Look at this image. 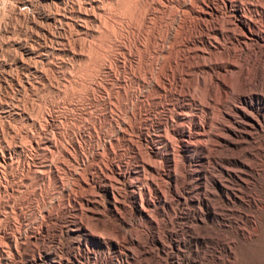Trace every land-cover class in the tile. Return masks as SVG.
<instances>
[{"label":"rangeland","instance_id":"obj_1","mask_svg":"<svg viewBox=\"0 0 264 264\" xmlns=\"http://www.w3.org/2000/svg\"><path fill=\"white\" fill-rule=\"evenodd\" d=\"M90 1L0 0V264H264V0Z\"/></svg>","mask_w":264,"mask_h":264},{"label":"bare ground","instance_id":"obj_2","mask_svg":"<svg viewBox=\"0 0 264 264\" xmlns=\"http://www.w3.org/2000/svg\"><path fill=\"white\" fill-rule=\"evenodd\" d=\"M165 1V0H164ZM185 1H187V0H185ZM205 1V0H204ZM224 1V0H223ZM232 1V0H231ZM191 2V1H190ZM164 3H166V1L164 2ZM163 4V3H162ZM226 4V3H225ZM232 4V3H231ZM88 5L90 6V8H91V12L89 13L88 11L87 12H83V13H81L79 16L82 18H86V17H91L92 19H96V15H95V11L96 10H98L99 8H100V6L98 5V3H97V1L96 0H91L89 3H88ZM106 5V4H105ZM164 5V4H163ZM209 5V4H208ZM227 5V4H226ZM194 6V5H193ZM231 6V5H230ZM102 7H103V5H102ZM106 7V6H105ZM182 10H181V12H180V10H179V12L180 13H177V15H180V16H185L187 13H189V15L191 14L196 20H198V21H201V22H204V21H207V20H209V17L211 16V14H210V12H208L207 10H205V9H196V8H193L192 6H188V5H186V4H183L182 6ZM209 7V6H208ZM210 7H212V6H210ZM226 7V6H225ZM159 8V7H158ZM203 8V7H202ZM241 8V7H240ZM166 9V8H165ZM219 9V8H218ZM224 9V8H223ZM227 9V8H226ZM81 10V9H80ZM100 10V9H99ZM158 10V9H157ZM161 10V9H160ZM162 10H164V9H162ZM170 10H172V9H170ZM169 10V11H170ZM174 10H175V8H174ZM242 10V9H241ZM246 10V9H245ZM178 11V10H177ZM161 12V11H160ZM173 12V11H172ZM213 12V11H212ZM223 12V11H222ZM227 12V11H226ZM175 13V12H174ZM173 13V14H174ZM166 14V13H165ZM171 14V13H170ZM101 15V14H100ZM167 15V14H166ZM217 15V14H216ZM228 15V14H227ZM234 15V14H233ZM65 16V15H64ZM102 16V15H101ZM105 16V15H104ZM187 16V15H186ZM163 17V16H162ZM82 18V19H83ZM98 18L100 19V17H99V15H98ZM102 18V17H101ZM156 18V17H155ZM170 18V17H169ZM180 18V17H179ZM218 18H219V16H218ZM217 18V21H220L219 19ZM176 19V18H175ZM181 19V18H180ZM179 19V20H180ZM223 19V18H222ZM228 19H230V18H228ZM228 19H226V20H228ZM85 20V19H84ZM89 20H91V19H89ZM100 20H102V19H100ZM160 20V19H159ZM177 20V19H176ZM186 20V19H185ZM189 20H191V19H189ZM211 20H214V19H211ZM216 20V19H215ZM225 20V19H224ZM225 20V21H226ZM155 21V20H154ZM210 21V20H209ZM231 21V20H230ZM247 21V20H246ZM173 22V21H172ZM180 22V21H179ZM181 22H184V21H181ZM187 22V21H186ZM191 22H192V20H191ZM196 22V21H195ZM211 22V21H210ZM233 22V21H232ZM235 22V21H234ZM150 23H152V22H150ZM161 23V22H160ZM166 23V22H165ZM165 23H164V25H165ZM174 23V22H173ZM205 23V22H204ZM223 22H221V24H222ZM225 23V22H224ZM95 24V23H94ZM168 24V23H167ZM181 24H183V23H181ZM195 24V23H194ZM201 24V23H200ZM227 24V23H226ZM235 24L239 27V29H240V32H241V35L243 36V38H244V40H243V42L245 43V40L246 39H252L253 38V36H254V34H253V32L251 31L252 29L250 28V24L249 23H246V22H243L242 20H238V21H236L235 22ZM98 25H99V23H98ZM98 25H96L97 27H98ZM158 25V24H157ZM172 26H173V24H171ZM180 25V24H179ZM214 25V24H213ZM220 25V24H219ZM259 25V24H258ZM257 25V26H258ZM154 26V25H153ZM162 26V25H161ZM176 26V25H175ZM197 26V25H196ZM206 26H207V24H206ZM225 25L223 24V27H224ZM152 27V26H151ZM184 27V26H183ZM209 27V26H208ZM225 27H227V26H225ZM237 27V28H238ZM215 28V27H214ZM234 28H236L235 26H234ZM260 28V27H259ZM79 29H82V27H80ZM163 29V28H162ZM167 29V28H166ZM169 29V28H168ZM178 29V28H177ZM203 29V28H202ZM209 29V28H208ZM225 29H227V30H229L228 28H225ZM78 30V29H77ZM160 30V29H159ZM165 30V29H164ZM185 30V29H184ZM191 30H193V29H191ZM224 30V29H223ZM85 31H87L86 29H85ZM163 31V30H162ZM187 31V30H186ZM202 31V30H201ZM237 31V30H236ZM175 32V31H174ZM179 32V31H178ZM200 32V31H199ZM259 32V31H258ZM154 33V32H153ZM164 33V32H163ZM172 33V32H171ZM182 33V32H181ZM176 34V33H175ZM198 34V33H197ZM210 34V33H209ZM223 34H224V32H223ZM236 34V33H235ZM234 34V35H235ZM161 35H162V33H161ZM161 35H159V37L161 36ZM168 35V34H167ZM207 35V34H206ZM165 36V35H164ZM236 36V35H235ZM156 37V36H155ZM166 37V36H165ZM186 37V36H185ZM216 37H219V36H216ZM228 37H230V36H228ZM187 38V37H186ZM191 38V37H190ZM218 39V38H217ZM226 39V38H225ZM169 40V39H168ZM151 41V40H150ZM179 41V40H178ZM207 41V40H206ZM211 41V40H210ZM210 41H207V43L209 44V45H211V42ZM221 41V40H220ZM168 42V41H167ZM185 42V41H184ZM224 42V41H223ZM248 42V41H247ZM161 43V42H160ZM227 43V42H226ZM248 43H250V42H248ZM248 43H246V44H248ZM154 44V43H153ZM213 44V43H212ZM221 44H223V43H221ZM241 44V43H240ZM169 45V44H168ZM167 45V46H168ZM174 45V44H173ZM188 45V44H187ZM214 45V44H213ZM238 45V44H237ZM263 45H264V43H263ZM262 45V46H263ZM164 46V43H163V45H162V47ZM170 46V45H169ZM168 46V48H170ZM175 46V45H174ZM228 46H230V44L228 45ZM234 46V45H233ZM259 46V45H258ZM261 46V45H260ZM155 47V46H154ZM217 47V46H216ZM237 47V46H236ZM244 47V46H243ZM167 48V47H166ZM174 48V47H173ZM197 48V47H196ZM226 48V47H225ZM202 49H203V47H202ZM229 49H230V47H229ZM237 49V48H236ZM236 49H234V51L236 50ZM145 50V49H144ZM155 50H157V48L155 49ZM181 50V49H180ZM179 50V51H180ZM185 50V49H184ZM206 50H208L209 51V49H206ZM221 50V49H220ZM241 50V49H240ZM151 51V50H150ZM157 52H158V50H157ZM202 52H204V51H202ZM216 52V51H215ZM218 52V51H217ZM236 52V51H235ZM121 53V52H120ZM153 53H154V51H153ZM183 53V52H182ZM221 53V52H220ZM125 54V53H124ZM171 54V53H170ZM193 54H195L196 55V53H195V51L193 52ZM198 54V53H197ZM217 54V53H216ZM240 54H241V52H240ZM129 55V54H128ZM146 55V54H145ZM140 56V55H139ZM152 56V55H151ZM154 56V55H153ZM159 56H160V54H159ZM178 56V55H177ZM176 56V57H177ZM180 56H181V53H180ZM164 57V56H163ZM195 57V56H194ZM158 58V57H157ZM181 58V57H180ZM183 58V57H182ZM186 58H187V56H186ZM223 58H226V57H223ZM222 58V59H223ZM139 59V58H138ZM179 59V58H178ZM218 58H216L215 60L216 61H218V60H220V58L217 60ZM38 60V59H37ZM115 60V59H114ZM151 60V59H150ZM191 60V59H190ZM189 60V61H190ZM197 60V59H196ZM41 61V60H40ZM131 61V60H130ZM175 61V60H174ZM176 61H178V60H176ZM175 61V62H176ZM210 61V60H209ZM223 61V60H222ZM224 61H226V60H224ZM132 62V61H131ZM205 62H208V61H205ZM214 62V61H213ZM112 63V62H111ZM125 63V62H124ZM143 63V62H142ZM150 63V62H149ZM197 63V62H196ZM201 63V62H200ZM203 63H204V61H203ZM224 63V62H223ZM230 63V62H229ZM159 64H160V61H159ZM179 64V63H178ZM202 64V63H201ZM208 64V63H207ZM210 64V63H209ZM234 64V63H233ZM133 65V64H132ZM164 65V64H163ZM193 65V64H192ZM195 65V64H194ZM130 66H131V63H130ZM148 66V65H147ZM171 66L172 65H168V66H166V68H163L162 70H160V71H158V70H153L152 72H150L149 74H150V79H151V82H152V86H154L158 91H159V93L161 92V91H165L166 89H165V87H167V85H171L172 84V81H174L175 82V80H177V79H180V77L179 76H181V71L180 70H178V69H172L171 68ZM212 66V65H211ZM107 67V66H106ZM110 67V66H109ZM121 67V66H120ZM125 67V66H124ZM141 67V66H140ZM191 67V66H190ZM195 67L196 68H199L200 67V65H195ZM105 68V67H104ZM127 68V67H126ZM132 68V67H131ZM136 68V67H135ZM213 68V67H212ZM223 68V67H222ZM128 69V68H127ZM183 69V68H182ZM186 69H188V68H186ZM125 70V69H124ZM135 70V69H134ZM232 70V69H231ZM109 71V70H108ZM113 71V70H112ZM114 71H115V69H114ZM122 71V70H121ZM126 71H128V70H126ZM130 71V70H129ZM116 72H117V70H116ZM116 72H115V76H116ZM124 72V71H123ZM209 72V71H208ZM228 72H229V70H228ZM233 72H234V70H233ZM122 73V72H121ZM126 73V72H125ZM134 73H136V72H134ZM145 73V72H144ZM200 73V72H199ZM199 73H198V75H199ZM220 73H222V72H220ZM231 73H232V71H231ZM108 74V73H107ZM140 74V73H139ZM194 74V73H193ZM202 74V73H201ZM207 74V73H206ZM210 74V73H209ZM212 74V73H211ZM224 74H226V73H224ZM228 74V73H227ZM230 74V73H229ZM102 75V74H101ZM119 76H120V73H119ZM118 76V77H119ZM132 76V75H131ZM138 76V75H137ZM144 76V75H143ZM145 76H146V74H145ZM205 75L203 74V77H204ZM208 76V75H207ZM225 76V75H224ZM121 77V76H120ZM119 77V78H120ZM148 77V76H147ZM206 77V76H205ZM209 77V76H208ZM208 77H206L205 79H206V84H207V79H208ZM211 77V76H210ZM220 77V76H219ZM111 78V77H110ZM108 79V78H107ZM127 79V78H126ZM139 79V78H138ZM195 79V78H194ZM199 79V78H198ZM198 79H196V80H198ZM211 80H210V84L213 82V81H215V80H213L212 78H210ZM221 79H223L222 77H221ZM188 80V79H187ZM213 80V81H212ZM139 82H140V80H138ZM184 81V80H183ZM199 81V80H198ZM218 81V80H217ZM223 81V80H222ZM226 81V80H225ZM224 81V82H225ZM127 83H128V81H126ZM177 82V81H176ZM194 82H197V81H195L194 80ZM204 82V81H203ZM209 82V81H208ZM94 83V82H93ZM136 83V82H135ZM197 83H199V82H197ZM124 85H125V83H123ZM130 84H131V82H130ZM200 84V83H199ZM205 84V83H204ZM204 84H202V85H204ZM205 84V85H206ZM209 84V83H208ZM208 84H207V86H208ZM215 84V83H214ZM216 84H218L217 82H216ZM228 83L226 82V85H227ZM121 85V84H120ZM119 85V86H120ZM128 85V84H127ZM201 85V84H200ZM213 85V84H212ZM212 85H211V87H212ZM246 85V84H245ZM172 86V85H171ZM210 86V85H209ZM217 86V85H216ZM251 85H249V87H250ZM93 87V86H92ZM117 87V86H116ZM129 87V86H128ZM95 88V87H94ZM216 88V87H215ZM215 88H213V89H215ZM252 88V87H251ZM151 89V88H150ZM217 89V88H216ZM216 89H215V91H216ZM250 89V88H249ZM90 90V89H89ZM98 90V89H97ZM106 90V89H105ZM109 90V89H108ZM141 90V89H140ZM209 90V89H208ZM92 91H94V90H92ZM95 91H96V88H95ZM94 91V92H95ZM118 91V90H117ZM137 91V90H136ZM143 91H145V89L143 90ZM214 91V90H213ZM218 91H221L220 89H218ZM217 91V92H218ZM88 92V91H87ZM89 92H91V91H89ZM93 92V93H94ZM209 92V91H208ZM217 92H215V93H217ZM222 92V91H221ZM227 92V91H226ZM245 92V91H244ZM96 93V92H95ZM97 93H98V91H97ZM218 93H220V92H218ZM101 94V93H100ZM125 94V93H124ZM130 94V93H129ZM98 95V94H97ZM116 95V94H115ZM126 95H127V93H126ZM212 95V94H211ZM211 95H209V96H211ZM217 96H218V94H216ZM216 95H215V97H216ZM226 95V94H225ZM90 96V95H89ZM96 96V95H95ZM101 96V95H100ZM106 96V95H105ZM136 96H137V94H136ZM162 95H160V97H161ZM207 96H208V94H207ZM219 96H221L220 94H219ZM85 97V96H84ZM87 97H88V95H87ZM93 97V96H92ZM111 98H112V96H110ZM109 97V98H110ZM122 97V96H121ZM213 97V96H212ZM91 98V97H90ZM99 98V97H98ZM106 98V97H105ZM217 98V97H216ZM96 99V98H95ZM94 99V100H95ZM132 99H133V97H132ZM131 99V100H132ZM144 99V98H143ZM142 99V100H143ZM137 100V99H136ZM76 102V101H75ZM97 102V101H96ZM124 102V101H123ZM127 102V101H126ZM196 102V101H195ZM87 103V102H86ZM105 103V102H104ZM112 103H114V102H112ZM162 103V102H161ZM193 103V102H192ZM206 103V102H205ZM208 103V102H207ZM110 104H111V101H110ZM124 104V103H123ZM169 104V103H168ZM188 104V103H187ZM95 105V104H94ZM101 105V104H100ZM108 105V104H107ZM112 105V104H111ZM116 105V104H115ZM121 105V104H120ZM79 106V105H78ZM89 106V105H88ZM119 106V105H118ZM196 106V105H195ZM201 106H202V104H201ZM241 106V105H240ZM239 106V107H240ZM56 107V106H55ZM106 107V106H105ZM175 107V106H174ZM173 107V108H174ZM194 107V106H193ZM244 107V106H243ZM111 108V107H110ZM116 108H118V107H116ZM170 108V107H169ZM203 108V107H202ZM119 109V108H118ZM204 109V108H203ZM205 110V109H204ZM203 110V111H204ZM242 111H241V113H242V115H243V117L246 119V120H248V122L250 121L251 122V119H250V117L247 115V113H246V111H244L243 109H241ZM113 111V110H112ZM167 111V110H166ZM202 111V112H203ZM104 112H106V111H104ZM182 112V111H181ZM189 112V111H188ZM249 112V111H248ZM187 113V112H186ZM191 113V112H190ZM201 114V113H200ZM199 114V115H200ZM112 115V114H111ZM94 116V115H93ZM171 117H172V115H170ZM201 116V115H200ZM199 116V117H200ZM100 118V117H99ZM112 118H114V117H112ZM202 118V117H201ZM243 118V119H244ZM50 119V118H49ZM101 119V118H100ZM173 119H175V118H173ZM193 119V118H192ZM200 119V118H199ZM97 120V119H96ZM95 120V121H96ZM169 120V119H168ZM167 120V121H168ZM172 120V119H171ZM49 121V120H48ZM102 121V120H101ZM111 121V120H110ZM116 121V120H115ZM191 121V120H190ZM189 121V122H190ZM169 122V121H168ZM180 122V121H179ZM117 123V122H116ZM183 123V122H182ZM51 124V123H50ZM98 124V123H97ZM250 124V123H249ZM48 125V124H47ZM52 125V124H51ZM106 125V124H105ZM121 125V124H120ZM119 125V127H121ZM191 125V124H190ZM95 126V125H94ZM209 126V125H208ZM101 127V126H100ZM166 127V126H165ZM204 127V126H203ZM95 128V127H94ZM125 128V127H124ZM169 128V127H168ZM53 129V128H52ZM104 129H106V128H104ZM127 129V128H126ZM210 129V128H209ZM166 130V129H165ZM168 130V129H167ZM166 130V131H167ZM189 130V129H188ZM66 131H67V129H66ZM85 131V130H84ZM108 131V130H107ZM112 131H113V129H112ZM165 131V132H166ZM48 132H51V131H48ZM75 132V131H74ZM90 132H92V131H90ZM99 133V132H98ZM97 133V134H98ZM199 133H200V131H199ZM203 133V132H202ZM206 133V132H205ZM204 133V134H205ZM116 134V133H115ZM118 134V133H117ZM127 134V133H126ZM189 134V133H188ZM40 135V134H39ZM52 136H54L55 134H51ZM124 135V134H123ZM162 135H164V134H162ZM166 135H167V133H166ZM190 135V134H189ZM200 135V134H199ZM56 136H57V134H56ZM55 136V137H56ZM49 137V136H48ZM147 137V136H146ZM49 138H51V136L49 137ZM101 138V137H100ZM112 138V137H111ZM119 138V137H118ZM55 139H57V138H55ZM98 139V138H97ZM201 139V138H200ZM200 139H198V140H200ZM204 139V138H203ZM36 141L38 140L39 141V139H35ZM63 140V139H62ZM101 140V139H100ZM145 140V139H144ZM147 140V139H146ZM197 140V139H196ZM35 141V142H36ZM61 141V140H60ZM194 141V140H193ZM202 141V140H201ZM45 142V141H44ZM56 143H57V140L55 141ZM50 141H48V145L50 146ZM60 143V142H59ZM106 143V142H105ZM65 144V143H64ZM99 144V143H98ZM156 144V143H155ZM53 145V144H52ZM72 145V144H71ZM80 145V144H79ZM58 146V145H57ZM64 147H65V145H63ZM67 146V145H66ZM150 146V145H149ZM42 147V146H41ZM45 147H47V146H45ZM59 147V146H58ZM57 147V148H58ZM95 147V146H94ZM103 147V146H102ZM111 147V146H110ZM147 147V146H146ZM48 148V147H47ZM51 149V148H50ZM103 150H104V148H102ZM52 150V149H51ZM50 150V151H51ZM67 150V149H66ZM149 150V149H148ZM147 150V151H148ZM52 152H53V150H52ZM51 152V153H52ZM59 152V151H58ZM70 152V151H69ZM46 153V152H45ZM56 153V152H55ZM93 153V152H92ZM91 153V154H92ZM101 153V152H100ZM149 152H147V154H148ZM40 154V153H39ZM59 154V153H58ZM58 154H57V157H58ZM66 154V153H65ZM70 154H72V153H70ZM104 154V153H103ZM147 154H145V155H147ZM151 154L154 156V157H156V153L154 152V151H151ZM168 154V153H167ZM53 156H54V154H52ZM60 155H64V153H62V154H60ZM59 155V156H60ZM150 155V154H149ZM11 156V155H10ZM85 156H86V154H85ZM74 157V156H73ZM87 157V156H86ZM93 157V156H92ZM139 157V156H138ZM144 157V156H143ZM40 158V157H39ZM64 158V157H63ZM69 158V157H68ZM67 158V159H68ZM102 158V157H101ZM104 158V157H103ZM144 158H148L147 156L146 157H144ZM144 158H143V160H144ZM173 158H174V156H173ZM42 159H44V158H42ZM47 159V158H46ZM84 159V158H83ZM125 159V158H124ZM130 159V158H129ZM150 159V158H149ZM159 159V158H158ZM52 160H55V158L54 159H52ZM57 160V159H56ZM85 160V159H84ZM88 160H89V158H88ZM121 160V159H120ZM145 160H147L148 161V159H145ZM151 160V159H150ZM150 160L148 161V163L150 162ZM160 160V159H159ZM168 160V159H167ZM174 160V159H173ZM59 161H61V160H59ZM66 161V160H65ZM78 161V160H77ZM103 161V160H102ZM154 161H155V163L157 162V159H155L154 158ZM43 162V161H42ZM57 162V161H56ZM68 162V161H67ZM131 162V161H130ZM152 162V161H151ZM119 163V162H118ZM117 163V164H118ZM155 163H153L154 164V166H155ZM34 164V163H33ZM66 164V163H65ZM85 164V163H84ZM139 164V163H138ZM143 164V163H142ZM40 165V164H39ZM64 165V164H63ZM69 165V164H68ZM76 165V164H75ZM81 165V164H80ZM144 165V164H143ZM151 165V164H150ZM157 165V164H156ZM100 166V165H99ZM127 166H128V164H127ZM56 167V166H55ZM77 167H79V166H77ZM76 167V168H77ZM119 167H121V166H119ZM2 168V167H1ZM60 168V167H59ZM59 168H57V169H59ZM64 168V167H63ZM71 168V167H70ZM69 168V169H70ZM73 168V167H72ZM82 168H84L83 166H82ZM113 167H111V169H112ZM37 169V168H36ZM145 169V168H144ZM151 169H153V167L151 168ZM157 169V168H156ZM51 170V169H50ZM49 170V171H50ZM75 170V169H74ZM94 170H95V168H94ZM98 170V169H97ZM113 170V169H112ZM127 170V169H126ZM130 170V169H129ZM141 170V169H140ZM150 170V169H149ZM155 170V169H154ZM159 170V169H158ZM71 171V170H70ZM145 172H146V169L144 170ZM37 172V171H36ZM42 172V171H41ZM58 172H59V170H58ZM80 172V171H79ZM96 172V171H95ZM121 172V171H120ZM120 172H118V176H122V177H124V174H121ZM34 173V172H33ZM42 173H44V172H42ZM83 173V172H82ZM160 173V172H159ZM164 173H166V172H164ZM58 174V173H57ZM75 174V173H74ZM100 174V173H99ZM145 174V173H144ZM148 174H149V172H148ZM156 174V173H155ZM155 174H153V175H155ZM48 175H50V174H48ZM116 175V174H115ZM146 175V174H145ZM153 175H148L150 178H151V176H153ZM157 176H158V174H156ZM92 176V175H91ZM161 176V175H160ZM32 177V176H31ZM30 177V178H31ZM63 177V176H62ZM154 177V176H153ZM152 177V178H153ZM159 177V176H158ZM48 178H49V176H48ZM54 178V177H53ZM87 178V177H86ZM112 178V177H111ZM140 178V177H139ZM145 178H146V176H145ZM38 179H40V177L38 178ZM51 179V178H50ZM61 179V178H60ZM154 179V178H153ZM152 179V180H153ZM164 179H166V178H164ZM37 180V179H36ZM62 180V179H61ZM89 180V179H88ZM91 181H94V178H93V176L91 177V179H90ZM89 180V181H90ZM111 180V179H110ZM117 180V179H116ZM119 181H120V177H119V179H118ZM133 180H134V178H133ZM148 180V179H147ZM168 180V179H167ZM166 180V181H167ZM45 181V180H44ZM59 181V180H58ZM76 181V180H75ZM84 181H85V179H84ZM90 181V182H91ZM73 182V181H72ZM78 182V181H77ZM148 182V181H147ZM147 182H146V185H147ZM168 182V181H167ZM23 183V182H22ZM49 183V182H48ZM63 183V182H62ZM74 183V182H73ZM82 183V182H81ZM126 183V182H125ZM21 184V183H20ZM28 184V183H27ZM41 184V183H40ZM64 184V183H63ZM65 184H67V183H65ZM90 184V183H89ZM92 184V183H91ZM150 184V183H149ZM164 184V183H163ZM25 185V184H24ZM78 185V184H77ZM95 185V184H94ZM116 185V184H115ZM119 185V184H118ZM141 185V184H140ZM70 186V185H69ZM112 186V185H111ZM148 186H150V185H148ZM152 186V185H151ZM158 186V185H157ZM23 187V186H22ZM73 187V186H72ZM85 187V186H84ZM143 187V186H142ZM64 188V187H63ZM112 188H113V186H112ZM78 189V188H77ZM83 189H85V188H83ZM94 190H95V188H93ZM149 189V188H148ZM86 190V189H85ZM89 190V189H88ZM93 190V191H94ZM97 190V189H96ZM61 191V190H60ZM70 191V190H69ZM68 191V192H69ZM82 191V190H81ZM90 191H92V190H90ZM54 192V191H53ZM62 192V191H61ZM73 192V191H72ZM89 192V191H88ZM82 193V192H81ZM80 193V194H81ZM87 193V192H86ZM113 193V192H112ZM71 194V193H70ZM95 195V194H94ZM58 196V195H57ZM56 196V197H57ZM93 196V195H92ZM77 197V196H76ZM56 199H58V198H56ZM96 199V198H95ZM142 202V201H141ZM80 203V202H79ZM81 205V204H80ZM84 208V207H83ZM87 208V207H86ZM77 209V208H76ZM87 211V210H86ZM83 212V211H82ZM77 215V214H76ZM82 223H83V221H82ZM86 225V224H85ZM80 240V239H79Z\"/></svg>","mask_w":264,"mask_h":264}]
</instances>
